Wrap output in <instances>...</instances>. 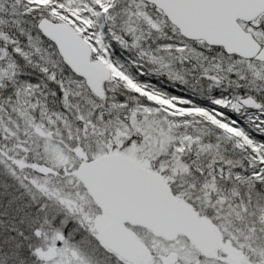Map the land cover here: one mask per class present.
<instances>
[{
	"label": "snow or ice",
	"instance_id": "1",
	"mask_svg": "<svg viewBox=\"0 0 264 264\" xmlns=\"http://www.w3.org/2000/svg\"><path fill=\"white\" fill-rule=\"evenodd\" d=\"M0 264H264V0H0Z\"/></svg>",
	"mask_w": 264,
	"mask_h": 264
}]
</instances>
